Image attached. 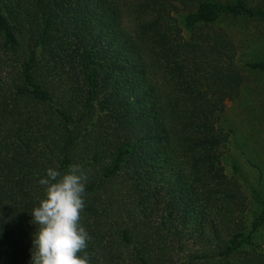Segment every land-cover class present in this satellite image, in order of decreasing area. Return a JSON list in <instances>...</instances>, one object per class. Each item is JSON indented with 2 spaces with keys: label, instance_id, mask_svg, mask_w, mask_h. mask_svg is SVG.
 Instances as JSON below:
<instances>
[{
  "label": "trees",
  "instance_id": "1",
  "mask_svg": "<svg viewBox=\"0 0 264 264\" xmlns=\"http://www.w3.org/2000/svg\"><path fill=\"white\" fill-rule=\"evenodd\" d=\"M224 16L264 0H0V264H30L39 181L71 164L88 264H264V195L249 217L222 164L244 81Z\"/></svg>",
  "mask_w": 264,
  "mask_h": 264
},
{
  "label": "rangeland",
  "instance_id": "2",
  "mask_svg": "<svg viewBox=\"0 0 264 264\" xmlns=\"http://www.w3.org/2000/svg\"><path fill=\"white\" fill-rule=\"evenodd\" d=\"M221 24L237 46L236 65L243 74L237 97L227 101L221 123L230 130L223 148L222 164L228 177L235 179L245 194L250 217L257 206L251 190L264 195V71L248 67L251 61L264 59V20L224 16ZM264 251V224L255 237ZM179 256H188L198 248L194 238H184Z\"/></svg>",
  "mask_w": 264,
  "mask_h": 264
},
{
  "label": "clouds",
  "instance_id": "3",
  "mask_svg": "<svg viewBox=\"0 0 264 264\" xmlns=\"http://www.w3.org/2000/svg\"><path fill=\"white\" fill-rule=\"evenodd\" d=\"M87 174L79 164L64 173L48 168L39 183L45 196L31 211L32 235L30 264H88L78 254L86 248L89 234L79 224L84 208Z\"/></svg>",
  "mask_w": 264,
  "mask_h": 264
}]
</instances>
